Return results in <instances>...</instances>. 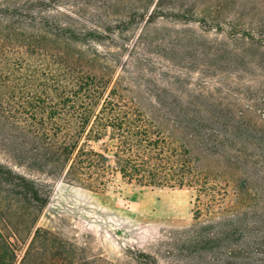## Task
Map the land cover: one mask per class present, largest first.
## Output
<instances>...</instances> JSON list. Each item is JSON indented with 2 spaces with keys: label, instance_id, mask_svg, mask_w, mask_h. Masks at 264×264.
<instances>
[{
  "label": "rangeland",
  "instance_id": "374dc122",
  "mask_svg": "<svg viewBox=\"0 0 264 264\" xmlns=\"http://www.w3.org/2000/svg\"><path fill=\"white\" fill-rule=\"evenodd\" d=\"M59 1L81 25L109 27L100 49L122 51L125 83L140 72L146 97L192 100L225 123L209 129L199 167L210 189L198 204L193 188L96 192L18 165L0 117V162L43 183L48 197L41 210L0 201V231L13 236L18 261L41 228L31 264L44 238L46 256L66 264H244L226 256L241 239L223 229L264 226V0Z\"/></svg>",
  "mask_w": 264,
  "mask_h": 264
},
{
  "label": "trees",
  "instance_id": "16d2710c",
  "mask_svg": "<svg viewBox=\"0 0 264 264\" xmlns=\"http://www.w3.org/2000/svg\"><path fill=\"white\" fill-rule=\"evenodd\" d=\"M58 2L0 0V117L12 131L14 161L96 192L193 188L203 204L210 188L199 161L212 144L210 127L223 119L192 100L146 97L140 72L125 83L116 74L122 51L100 49L109 27L83 26ZM10 196L36 210L48 199L43 183L0 162V201ZM223 230L241 239L225 249L228 258L264 264V226ZM42 231L19 261L13 236L0 231V264H31ZM41 249L38 264H66L46 256L45 238Z\"/></svg>",
  "mask_w": 264,
  "mask_h": 264
}]
</instances>
